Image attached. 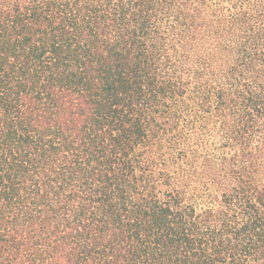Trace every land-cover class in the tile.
Segmentation results:
<instances>
[{
    "label": "trees",
    "instance_id": "obj_1",
    "mask_svg": "<svg viewBox=\"0 0 264 264\" xmlns=\"http://www.w3.org/2000/svg\"><path fill=\"white\" fill-rule=\"evenodd\" d=\"M0 264H264V0H0Z\"/></svg>",
    "mask_w": 264,
    "mask_h": 264
}]
</instances>
